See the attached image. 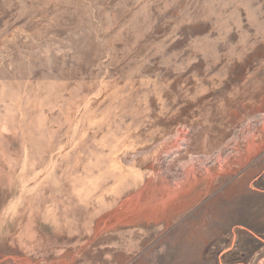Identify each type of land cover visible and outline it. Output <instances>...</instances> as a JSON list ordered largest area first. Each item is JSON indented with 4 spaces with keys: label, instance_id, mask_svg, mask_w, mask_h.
I'll return each mask as SVG.
<instances>
[{
    "label": "rangeland",
    "instance_id": "obj_1",
    "mask_svg": "<svg viewBox=\"0 0 264 264\" xmlns=\"http://www.w3.org/2000/svg\"><path fill=\"white\" fill-rule=\"evenodd\" d=\"M0 264H264V0H0Z\"/></svg>",
    "mask_w": 264,
    "mask_h": 264
},
{
    "label": "bare ground",
    "instance_id": "obj_2",
    "mask_svg": "<svg viewBox=\"0 0 264 264\" xmlns=\"http://www.w3.org/2000/svg\"><path fill=\"white\" fill-rule=\"evenodd\" d=\"M131 209H132V208H131ZM131 209H130V210H131Z\"/></svg>",
    "mask_w": 264,
    "mask_h": 264
}]
</instances>
